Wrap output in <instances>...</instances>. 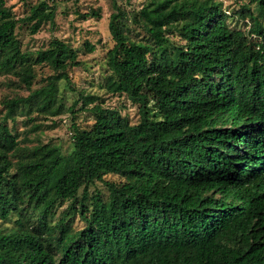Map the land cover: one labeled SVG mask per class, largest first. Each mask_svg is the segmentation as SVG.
Masks as SVG:
<instances>
[{
  "label": "trees",
  "instance_id": "16d2710c",
  "mask_svg": "<svg viewBox=\"0 0 264 264\" xmlns=\"http://www.w3.org/2000/svg\"><path fill=\"white\" fill-rule=\"evenodd\" d=\"M109 1L103 88L138 120L79 89L66 111L92 123L50 160L17 118L61 114L58 82L95 46L27 49L19 31L53 29L57 3L16 18L0 0V75L28 92L0 101V264H264V0H144L132 25Z\"/></svg>",
  "mask_w": 264,
  "mask_h": 264
},
{
  "label": "rangeland",
  "instance_id": "374dc122",
  "mask_svg": "<svg viewBox=\"0 0 264 264\" xmlns=\"http://www.w3.org/2000/svg\"><path fill=\"white\" fill-rule=\"evenodd\" d=\"M39 0H2L3 7L7 10L9 17L20 18L26 14L28 5ZM57 3V13L55 26L44 25L41 30L31 36L25 30L19 31L22 44L27 49H38L47 47L52 38L60 39L71 44L73 47L80 46L88 42L95 46L92 53L81 50L78 53L82 65L73 68L69 72L71 85L64 80L58 82V96L61 97L62 113L57 116H47L46 119L32 114L33 121L24 122L25 117L17 118L16 133L19 134V140L26 137L27 145L37 143L47 145L49 159L55 154V149L62 154L71 151V125L74 124L80 129H87L92 123V115L86 111H76L75 115L66 111L67 108L77 99L79 89L86 93L96 94L99 96L98 102L109 109L119 110L122 116H126L130 122L138 120L137 107L132 105L124 96L108 94L103 88L105 65L104 55L112 46L111 37L108 32L109 16L113 12L109 0H54ZM226 9L237 8L239 0H221ZM144 0H118V4L128 14L127 21L132 25L131 17L135 15L142 7ZM99 10V18L88 17L82 18L75 11L82 14L90 12V8ZM54 72L48 66L36 67V78L33 89L39 88L46 84L47 77ZM17 93L21 96L28 94L27 90L19 86L18 78L12 73L6 76L0 75V101L4 96H13ZM0 112L2 107L0 105ZM31 125H37L33 129ZM106 195V190L102 185L96 186ZM92 190V189H91ZM2 223V222H1ZM7 225V224H5ZM76 227L82 226L77 221Z\"/></svg>",
  "mask_w": 264,
  "mask_h": 264
}]
</instances>
